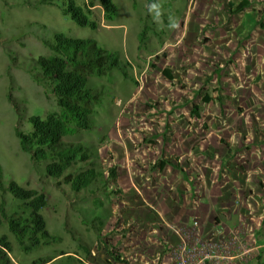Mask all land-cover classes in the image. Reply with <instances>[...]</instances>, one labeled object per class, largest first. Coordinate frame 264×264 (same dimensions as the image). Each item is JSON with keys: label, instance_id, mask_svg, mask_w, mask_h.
I'll return each mask as SVG.
<instances>
[{"label": "rangeland", "instance_id": "1", "mask_svg": "<svg viewBox=\"0 0 264 264\" xmlns=\"http://www.w3.org/2000/svg\"><path fill=\"white\" fill-rule=\"evenodd\" d=\"M75 1L94 4L96 29L65 13L67 0H0V235L12 245L9 264H177L184 241L201 246L218 229L223 253L237 256L222 263L264 264V0L241 9L244 0H114L112 20L99 0ZM56 32L118 51L129 73L89 76L101 91L90 127L67 113L73 132L64 140L92 156L61 177L16 134L32 129V115L65 113L37 63ZM91 167L102 174L74 190L71 179ZM12 179L48 200L41 212L55 238L29 251L8 224L30 215L7 190Z\"/></svg>", "mask_w": 264, "mask_h": 264}, {"label": "trees", "instance_id": "2", "mask_svg": "<svg viewBox=\"0 0 264 264\" xmlns=\"http://www.w3.org/2000/svg\"><path fill=\"white\" fill-rule=\"evenodd\" d=\"M104 16L112 20L119 14V7L114 0H99ZM53 2V0H48ZM249 3L242 1L239 8ZM92 2L85 6L77 4L75 0H67L64 12L69 14L77 24L90 26L96 29L99 22L92 20ZM54 43H51L52 53L41 55L37 59L43 77L53 87L59 97V103L65 113L50 112L45 117L35 114L29 117L32 124L30 131L16 130L23 150L31 153L35 161L50 160L46 165L47 173L52 177H61L76 161H86L92 156V150L81 141L67 142L64 137L73 132L65 115L68 113L76 127L87 129L90 127V116L93 112V103L101 93L98 87L89 85V76H102L112 69H119L128 75L126 61L118 51H113L98 45L92 38L74 37L64 32L54 34ZM0 164V176H2ZM101 172L95 168H87L77 173L71 179L74 190L80 191L89 186ZM102 174V173H101ZM108 174L115 177L114 168L108 169ZM104 175V173H103ZM7 190L20 200H24L25 207L30 209L29 218L13 214L8 219L10 230L21 244L29 238L30 244L26 250L39 247L43 242H50L55 238L47 227V221L41 212L47 203V196L36 188H27L17 181L11 180ZM4 213V209L0 207ZM5 215V213H4ZM1 222V219H0ZM12 251L11 242L6 235H0V264H9ZM34 264H43L49 259H42Z\"/></svg>", "mask_w": 264, "mask_h": 264}, {"label": "built area", "instance_id": "3", "mask_svg": "<svg viewBox=\"0 0 264 264\" xmlns=\"http://www.w3.org/2000/svg\"><path fill=\"white\" fill-rule=\"evenodd\" d=\"M173 231L181 236L180 229L176 226L172 227ZM221 230L218 229L211 234L202 244L201 246H194L191 249L188 248L187 243L184 241L183 245L177 251V264H225L222 263L226 259L236 260L237 256L235 255H227L223 253V250L227 248V241H217L214 240V236H223ZM219 234V235H218ZM216 236V237H217ZM234 239H237V235L234 236ZM239 241V240H238ZM237 241V242H238ZM248 250H244L246 253ZM232 264V263H228Z\"/></svg>", "mask_w": 264, "mask_h": 264}]
</instances>
